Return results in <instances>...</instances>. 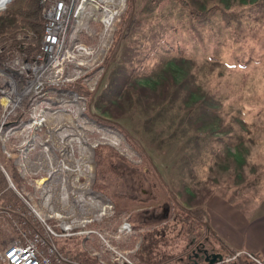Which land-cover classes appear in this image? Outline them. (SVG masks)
Listing matches in <instances>:
<instances>
[{
  "label": "rangeland",
  "instance_id": "1",
  "mask_svg": "<svg viewBox=\"0 0 264 264\" xmlns=\"http://www.w3.org/2000/svg\"><path fill=\"white\" fill-rule=\"evenodd\" d=\"M130 1L108 28L102 13L112 5L83 4L68 28L65 83L30 96L0 132V165L16 190L0 170L2 200L28 203L58 229L106 204L105 216L75 231L99 230L132 264H189L204 248L230 258L225 246L205 243L202 223L231 221L227 240L239 242L230 211L250 198L251 158L264 166V0ZM8 5L0 37L14 28ZM15 34L26 53L0 46L1 68L39 49L27 27ZM41 116L42 127L28 128ZM13 235L0 230V251ZM246 242L227 264H260ZM56 244L89 264L112 258L94 234Z\"/></svg>",
  "mask_w": 264,
  "mask_h": 264
},
{
  "label": "built area",
  "instance_id": "2",
  "mask_svg": "<svg viewBox=\"0 0 264 264\" xmlns=\"http://www.w3.org/2000/svg\"><path fill=\"white\" fill-rule=\"evenodd\" d=\"M85 0H81L83 4ZM44 19L43 33L38 51L29 59L16 57L7 66L0 67V132L7 129L9 121L18 112L25 113L24 102L30 96L41 94L46 87H58L65 83L64 67L69 61L73 40L68 28L76 19L80 6L78 0H40ZM2 10V9H1ZM3 66V65H2ZM10 187L15 190L12 184ZM89 224V223H86ZM67 227L70 225L67 224ZM63 226L58 232L55 226L33 209L28 203L13 206L0 199V230L13 231L0 251V262L4 264H89L61 252L56 244L59 239L84 235L98 236L112 258L100 264H132L107 242L99 230L76 232L75 227ZM81 227H85L84 225ZM123 230H130L124 224Z\"/></svg>",
  "mask_w": 264,
  "mask_h": 264
},
{
  "label": "crops",
  "instance_id": "3",
  "mask_svg": "<svg viewBox=\"0 0 264 264\" xmlns=\"http://www.w3.org/2000/svg\"><path fill=\"white\" fill-rule=\"evenodd\" d=\"M242 158H244V156ZM251 162L250 185H246L244 188L245 194L250 195V198L246 197V199H244V205L237 206L236 210L231 208L230 205H227L228 208H231L230 214H234L232 226L234 228L235 224L236 227H238L234 228V230L236 236L239 234V242L234 244L231 238L227 240L231 221L224 220L221 216H217L214 222L211 220H203V237L205 243L210 246L212 244L213 249H216L220 244L234 254L245 251L243 248L245 244L243 243L244 246L241 244L242 240L246 239V246L251 251L252 257H257L259 263L264 264V166H260V162L257 158H251ZM242 187L243 185L240 183V185L237 186L238 191L242 189ZM237 195L240 194L237 193ZM211 200L212 197L208 198L206 206L212 202ZM216 202L226 206V202L222 199H216ZM242 221L243 225L241 226ZM208 235L212 237V241L208 239ZM193 245L194 242L192 245L190 244L191 247L189 248L192 249Z\"/></svg>",
  "mask_w": 264,
  "mask_h": 264
},
{
  "label": "trees",
  "instance_id": "4",
  "mask_svg": "<svg viewBox=\"0 0 264 264\" xmlns=\"http://www.w3.org/2000/svg\"><path fill=\"white\" fill-rule=\"evenodd\" d=\"M133 0L130 1V5H132ZM7 15L11 16L12 19L14 20V28L7 31L6 33H4V35L2 37H0V46H4V45H8L10 49L12 50H17L21 53H26V49L24 46V41L21 40H17V35L16 30L20 27H27L30 31H32L37 37H39V39L41 40L42 37V33H43V24H44V19L42 16V11H41V7L39 5V0H12L10 2V4L8 5L7 9H6ZM3 55L0 54V59ZM27 60H29L30 58H26ZM110 62V60H109ZM108 65V63H107ZM73 85V84H72ZM73 89L74 91L81 97H85L87 96V91H84V87L81 86L79 83H76L73 85ZM105 93L107 91H104ZM128 94V91H127ZM28 100H25L24 102V107L26 108L27 104H28ZM23 113L19 112L16 117L13 119V122L16 123L21 117H22ZM0 179L4 180L3 174L0 171ZM1 183V182H0ZM7 184V182H6ZM2 188L0 185V197H1V193H2ZM1 202L2 203H11L13 206H17L18 202H10L9 200H2L1 197ZM56 230L59 232L60 229L56 228ZM58 249L61 252H65L62 251V249H60L58 247ZM234 255L233 252L229 251V255L228 256H232ZM72 257L74 259L77 260H83L85 261L82 257V254H75L74 256L72 255ZM96 264V263H93Z\"/></svg>",
  "mask_w": 264,
  "mask_h": 264
},
{
  "label": "bare ground",
  "instance_id": "5",
  "mask_svg": "<svg viewBox=\"0 0 264 264\" xmlns=\"http://www.w3.org/2000/svg\"><path fill=\"white\" fill-rule=\"evenodd\" d=\"M9 0H0V10L1 9H3L4 10V8L6 7V5H7V2H8ZM100 2H103V3H105L106 4V7H108L109 5H112L114 8L113 9H106V8H103V13H102V19H101V23H103V25L106 27V28H108L109 26H111V24H112V21H113V19H114V17L115 16H117L118 15V11H120L121 10V8L123 7V2H124V0H99ZM83 4H88L89 6L92 4L93 5V0H90V2H88L87 0H85L84 2H83ZM83 4L80 6V8H79V11H78V13H77V15H80L81 14V12L82 11H84L85 9H81V7L83 6ZM117 7H119V8H117ZM94 8L96 9V10H98V7H96V6H94ZM115 9H117V11L115 10ZM112 10V11H111ZM102 11V10H101ZM47 121H46V119L45 118H43L42 116L38 119V120H32V121H30V123L28 124V128H32V127H42L45 123H46ZM64 169L65 170H68L65 166H64ZM0 170L3 172V174L5 175V177H6V180L9 182V187H10V184H12V182H11V180L9 179V177H8V175L6 174V172H5V170H4V168H3V166L2 165H0ZM44 183V180H42V181H39L38 182V185H42ZM14 187V186H13ZM11 188V187H10ZM13 191H16V190H14L13 189ZM0 199H1V197H0ZM108 209H109V206L108 205H106V204H102V206H101V208H100V210H99V213L98 214H96L95 216H91V217H88V218H83L82 220V222H81V224H80V222L79 223H77V222H74V221H71L70 223H69V225H70V227L69 228H73V227H77V226H83V225H85L86 223H91L92 222V220H97V219H99V218H101L102 216H105L106 214H107V212H108ZM52 218H56V219H58V220H63V219H65L62 215H60V214H54L53 216H52ZM75 223H77V224H75ZM67 224H65V226H66ZM67 227V226H66ZM67 227V228H68Z\"/></svg>",
  "mask_w": 264,
  "mask_h": 264
},
{
  "label": "flooded vegetation",
  "instance_id": "6",
  "mask_svg": "<svg viewBox=\"0 0 264 264\" xmlns=\"http://www.w3.org/2000/svg\"><path fill=\"white\" fill-rule=\"evenodd\" d=\"M200 251V250H198ZM189 264H227L229 262L237 261L238 257L236 254L230 256V258L222 256L219 252L207 253V250L204 248L201 253H193L189 256Z\"/></svg>",
  "mask_w": 264,
  "mask_h": 264
},
{
  "label": "water",
  "instance_id": "7",
  "mask_svg": "<svg viewBox=\"0 0 264 264\" xmlns=\"http://www.w3.org/2000/svg\"><path fill=\"white\" fill-rule=\"evenodd\" d=\"M12 0H9L8 2H7V5L11 2Z\"/></svg>",
  "mask_w": 264,
  "mask_h": 264
}]
</instances>
